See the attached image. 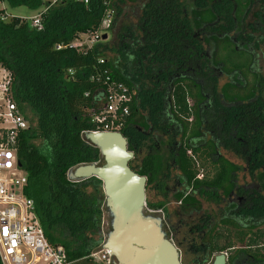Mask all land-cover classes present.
Returning <instances> with one entry per match:
<instances>
[{
	"label": "trees",
	"instance_id": "obj_1",
	"mask_svg": "<svg viewBox=\"0 0 264 264\" xmlns=\"http://www.w3.org/2000/svg\"><path fill=\"white\" fill-rule=\"evenodd\" d=\"M5 1L44 9L41 30L18 17L0 19V64L12 75L13 99L28 122L17 149L24 193L69 264H101L95 258L104 242L102 182H72L68 173L103 163L84 135L96 130L88 111L101 100L103 85L93 77L104 69L133 95L120 131L131 140L128 150L140 135L132 125L139 116L172 150L167 161L175 175H164L154 154L131 167L147 178L148 192L156 183H183L193 189L186 206L200 200L223 207L217 214L206 209L204 219L190 224L189 238L200 241L195 263L224 253L227 264H264V75L257 65L259 51L264 60V0ZM109 10L110 41L85 51L67 47L81 34H95ZM238 173L250 182L239 184ZM219 188L234 189L236 205L227 207ZM167 199L146 200V209L167 212Z\"/></svg>",
	"mask_w": 264,
	"mask_h": 264
},
{
	"label": "built area",
	"instance_id": "obj_2",
	"mask_svg": "<svg viewBox=\"0 0 264 264\" xmlns=\"http://www.w3.org/2000/svg\"><path fill=\"white\" fill-rule=\"evenodd\" d=\"M77 1L87 5L91 0ZM113 15V11H107L103 26L95 34H81L67 47L85 51L87 43H98L97 33L107 30ZM9 17L0 15L2 21L9 20ZM28 22L38 30L43 27L41 14ZM85 36L87 39L83 41ZM62 48L56 46L57 50ZM99 63L104 64V60ZM97 76L93 79L103 85V91L101 100L88 111L90 122L96 127L91 132H120L130 115L133 95L124 84L112 79L109 70L104 69ZM11 88L12 75L0 64V259L2 264H69L65 249L49 243L36 215L34 202L24 193L27 175L19 166L17 149L19 135L28 128V122L13 99ZM99 254L103 263L112 260L105 250Z\"/></svg>",
	"mask_w": 264,
	"mask_h": 264
},
{
	"label": "water",
	"instance_id": "obj_3",
	"mask_svg": "<svg viewBox=\"0 0 264 264\" xmlns=\"http://www.w3.org/2000/svg\"><path fill=\"white\" fill-rule=\"evenodd\" d=\"M108 37L104 35L102 40ZM85 140L100 150L103 163L82 164L68 173L72 182L92 177L102 182L105 207L112 221L103 250L114 264H181L179 249L163 230L162 220L145 215L147 178L129 166L134 153L120 132H88ZM19 166L22 165L19 163ZM211 264H227V255Z\"/></svg>",
	"mask_w": 264,
	"mask_h": 264
},
{
	"label": "rangeland",
	"instance_id": "obj_4",
	"mask_svg": "<svg viewBox=\"0 0 264 264\" xmlns=\"http://www.w3.org/2000/svg\"><path fill=\"white\" fill-rule=\"evenodd\" d=\"M44 3H54L56 0H43ZM0 10L3 11L2 14H5L6 16H10V18L12 17H18L20 19L23 20H27L29 21L30 19H32L34 16L37 15V13L42 10H38V11H33V10H29L26 7H18V8H11L5 0H0ZM41 13V12H40ZM7 21V20H6ZM103 26V25H102ZM99 39L98 41H110L111 40V33H108L107 31H99L98 33ZM104 35H107V39L106 40H102V37ZM89 37V36H87ZM90 39L92 37H89ZM86 36L82 38L83 41H85ZM98 42V43H99ZM88 45L84 46V48H89L92 47L93 45L91 43H87ZM257 65H258V69H260L261 73L264 75V60L262 58V51L258 52V58H257ZM227 79L226 78H222L220 80L219 83V90L222 89L224 87V85L226 84ZM142 116H139L134 123H139L141 121ZM222 155L228 160L230 161L233 165H243L240 161L236 160L234 157H232L231 155L222 152ZM161 161V160H160ZM137 166V165H136ZM75 169V168H74ZM72 169V170H74ZM173 173V172H172ZM173 175H175L173 173ZM250 182L249 176L244 174V173H238V183L241 185L247 184ZM180 195H173V193L171 192L170 195L168 196L167 199V210H168V216L165 213V216H163L164 214L161 213H155L152 211H149L145 208L144 212L145 215L147 216H153L156 218H159L162 220V223H164V221L166 222L167 218L169 220V224L170 225H178L180 222L184 221L185 223H187L188 225L192 223V221H195L198 219V215H200V213H203V210L207 209V207L204 205V202L200 201L197 202L194 205H190V204H186L183 203L184 199H187V196L183 195L182 197L179 198ZM146 200L150 201L151 203H158L161 202V199H157L154 192L153 191H149L147 192V198ZM198 200V199H197ZM199 211V212H198ZM111 215L108 211V209L104 206L103 208V218H102V235L104 238V242L108 236V234L111 231ZM187 226V225H186ZM185 228V227H184ZM184 228L181 230V234H176L175 236V243H176V247L178 246L179 252H180V256H181V262L182 264H196L195 261L198 259V255L197 253H195L193 250H189L187 247H185L184 245H178L180 242L183 243V237L186 238L187 242H190V238L189 236L185 235L184 232ZM103 242V244H104ZM192 242H194L195 244H199L200 241L197 238H194L192 240ZM185 244V243H184ZM103 251V248L101 247V250ZM99 251V252H100ZM99 252H97L96 255V260H99ZM215 257V256H214ZM214 257H211L209 260V264H211L214 260ZM100 261V260H99ZM101 264H114L113 260H111L110 262H101Z\"/></svg>",
	"mask_w": 264,
	"mask_h": 264
},
{
	"label": "flooded vegetation",
	"instance_id": "obj_5",
	"mask_svg": "<svg viewBox=\"0 0 264 264\" xmlns=\"http://www.w3.org/2000/svg\"><path fill=\"white\" fill-rule=\"evenodd\" d=\"M134 129L136 130V133L140 134L138 135V138L136 137L135 141H134V158L131 160L130 162V167H136L141 165L144 158H146L147 156H149L150 154H154L158 157V161H157V165L158 167L162 170V173L164 175H168V174H177L175 173L174 169L172 168V164L169 163L167 160L172 152V150L170 149V147L168 146V141L166 138H161L160 140V133L158 132H152L151 129L146 130L142 120L139 123H133L132 124ZM125 138L128 141V146H129V142L131 143V140L129 139L128 136H126L124 134ZM153 142H150V141ZM161 160V161H160ZM173 172V173H172ZM201 176H203L202 174H199V177L201 178ZM156 198L157 199H161V201H164L165 196L167 195V197L170 195V193L172 192L173 195H185V196H189L192 195L193 193V189L190 188L188 189L186 187L185 184L183 183H169L165 188H162L159 183L155 184V187L152 188ZM147 192L148 189L146 188V198H147ZM235 190H231L229 192H224L222 189L219 188L218 190V195H220V198H222L223 203L227 206H233L236 205L237 198L235 197ZM223 194H226V196H223ZM204 205L207 207V210H210L211 212L214 211L217 214V211L222 209V205L217 206V205H210L207 204L206 202H204ZM167 207V206H166ZM167 210V208H166ZM206 210V209H205ZM203 210V211H205ZM155 213H161L164 214L163 216H165V213L168 216V210L167 212L160 210V211H154ZM198 219H204L205 214L200 213V215H198ZM211 219H215L216 215H209ZM188 227L184 228V225H181V222L178 225H170L169 224V220L167 218L166 222L164 221L163 223V230L165 231L167 237L170 239V241L176 246L175 241V236L176 234H181V230L184 228V232L185 235L189 236L190 232L192 231L193 226H191L190 224L187 225ZM184 242L183 243H179L178 245L182 246L184 245L185 247H187L189 250H194V248L196 247V244L194 242H192V240L190 242H187L186 238L183 237ZM185 243V244H184ZM180 246V247H181ZM178 248V246H177ZM196 249V248H195ZM182 264V262H181Z\"/></svg>",
	"mask_w": 264,
	"mask_h": 264
},
{
	"label": "crops",
	"instance_id": "obj_6",
	"mask_svg": "<svg viewBox=\"0 0 264 264\" xmlns=\"http://www.w3.org/2000/svg\"><path fill=\"white\" fill-rule=\"evenodd\" d=\"M43 11H44V9L40 10V11L37 13V15L40 14V12H43ZM37 15H36V16H37ZM34 17H35V16H34Z\"/></svg>",
	"mask_w": 264,
	"mask_h": 264
}]
</instances>
